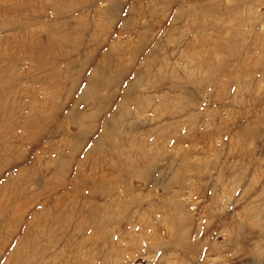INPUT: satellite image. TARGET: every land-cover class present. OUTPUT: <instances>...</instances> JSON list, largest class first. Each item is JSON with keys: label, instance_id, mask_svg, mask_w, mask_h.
I'll use <instances>...</instances> for the list:
<instances>
[{"label": "rangeland", "instance_id": "1", "mask_svg": "<svg viewBox=\"0 0 264 264\" xmlns=\"http://www.w3.org/2000/svg\"><path fill=\"white\" fill-rule=\"evenodd\" d=\"M0 264H264V0H0Z\"/></svg>", "mask_w": 264, "mask_h": 264}, {"label": "bare ground", "instance_id": "2", "mask_svg": "<svg viewBox=\"0 0 264 264\" xmlns=\"http://www.w3.org/2000/svg\"><path fill=\"white\" fill-rule=\"evenodd\" d=\"M48 1V3H49V0H47ZM38 16H47L46 15V13H45V10L43 9V7H41L39 10H38V12L36 13ZM35 18V17H34ZM35 21V20H34ZM24 24L26 25V26H28V27H36L37 25H36V22H33V21H29V20H26L25 22H24ZM27 31V30H26ZM19 32V31H18ZM24 33V32H23ZM21 36V35H20ZM14 49V48H13ZM37 52H41V53H46V52H49V45L48 46H44V44H41V42H39V43H37V44H35V45H33V46H30V47H28V50H25L23 53H25V55H26V57H27V59L30 61V62H32V72H26V73H20L19 74V76L18 75H16V77H17V79H22L23 77H25V78H27L28 76H30L31 78V80H37V82H46V81H48L56 72H54V73H52V74H50L49 73V69H50V67H52V66H50L49 65V61L48 62H46V63H43V64H40V63H37L38 61H37V59H36V56H37ZM21 53V52H20ZM22 54V53H21ZM34 55H35V57H34ZM61 56H64L65 57V55H61ZM57 58L58 57H55L54 59H53V61L51 62V63H56L57 62ZM104 71H105V69H104ZM16 79V80H17ZM121 80H122V78L120 77V76H116V78L113 80V81H111L110 83H104V84H100L99 85V88L100 89H103V88H110V87H112V86H114L115 84H117V83H119V82H121ZM129 85L130 84H128L127 86H126V88L124 89V98H126V99H128V100H131L132 99V97L133 96H131V90H132V88L130 89L129 88ZM71 88V90L70 91H72L73 89H74V84L70 87ZM18 89L19 90H21L22 89V86H20V85H18ZM21 92V91H20ZM22 94V93H21ZM67 97V96H66ZM69 98V97H68ZM67 98V99H68ZM141 99V96H137V97H135V98H133L132 100L134 101V102H137V101H141L140 100ZM97 101H98V104L99 105H102V104H105V102L107 101L106 99H104V100H99V99H97ZM37 102V101H36ZM35 105H36V103H35ZM106 105V104H105ZM102 106H104V105H102ZM49 108H46V107H40L38 110H37V112L38 113H43V114H46V118L44 117L43 119H37V121L39 122V121H41V124H42V121H44V126L45 125H48L49 124V120L50 121H54V119L52 118V114L50 115V117L51 118H49ZM52 112V111H51ZM73 111H72V113L71 114H69L68 115V123L70 124V125H74V126H76L78 129H80V127H81V120H83L82 118H75V115L73 116ZM127 114V115H126ZM48 115V116H47ZM127 116H128V112H126L125 114H122V115H118L115 111H113V114H112V116H111V118H109V120H110V122H108L109 124H108V126H109V128L110 127H112V126H114L115 128H117V127H119L120 126V124H122V123H124L126 120H127ZM23 128H26V130H25V132L26 133H32L31 134V136H29V137H26L25 138V136H24V138H22V139H20L19 140V137H17V139H18V141L22 144V143H27V145H30L32 142H34L35 140H36V134H33V131H31L30 129H29V127L28 126H26V125H24L23 126ZM55 128L57 129V131H60V130H65L64 129V125H62V124H59V123H57V124H55ZM66 131V130H65ZM25 135V134H24ZM15 134L14 133H8L7 135H5L4 136V138L2 139V143H4L3 145H5V146H7V148H4L3 149V151L5 152V153H7V151H9V147H11V149L13 148V146H11V145H9V143H7L9 140H11V139H13V138H15ZM68 137L69 138H71L72 139V142H74V141H77V140H79V138L81 139V138H84V134L83 133H78L77 135H75V136H70L69 134H68ZM78 147L79 146H75V147H73L72 149L73 150H71V149H69V150H66V153H68L70 156H73L74 154H75V152H77V149H78ZM125 149H128L127 150V152H130V149H129V147H125ZM96 151H100V148H96L95 149ZM95 150H91V152L93 151H95ZM103 151H104V149H103ZM61 152L62 151H57L56 153H57V155L59 156L60 154H61ZM126 152V151H125ZM131 162H136V161H134V160H131ZM97 164V163H96ZM61 167H63V166H61V164L60 165H58L57 166V168H61ZM105 167H107L106 165H100L99 167H98V170L99 171H101L102 172V175L101 176H99L98 178H96L97 176H95V175H93L94 177H91V182L94 184V185H92V183H91V185H92V190H90V191H87V193H84L83 194V197H82V199H83V202H85L87 199H89V198H91V197H94V192L97 190V188L98 187H101V188H103V187H105V186H107L109 183H111V182H113L115 179H116V176L117 175H115V176H113V174H104L105 173V170H107L108 168H105ZM83 168H84V166H82L81 167V169L79 170V173L80 174H82L83 173ZM131 170H135L136 172H138V170L140 169L139 168V165H137V164H135V163H132V165H131V168H130ZM135 172V173H136ZM78 172H77V175L79 176L80 174H79ZM130 177H133V176H130ZM142 180H144L145 182L148 180L147 179V177H145V174H143L142 175ZM81 184H82V179L79 181L78 179L76 180H74V181H72L71 182V185H72V188H73V190H76V192L79 190V188H81ZM60 185V184H59ZM75 187V188H74ZM87 194V196L85 197V195ZM85 197V198H84Z\"/></svg>", "mask_w": 264, "mask_h": 264}]
</instances>
